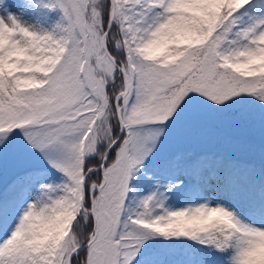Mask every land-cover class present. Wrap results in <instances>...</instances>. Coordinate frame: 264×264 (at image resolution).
Segmentation results:
<instances>
[{
  "label": "snow or ice",
  "instance_id": "snow-or-ice-1",
  "mask_svg": "<svg viewBox=\"0 0 264 264\" xmlns=\"http://www.w3.org/2000/svg\"><path fill=\"white\" fill-rule=\"evenodd\" d=\"M0 264H264V0H0Z\"/></svg>",
  "mask_w": 264,
  "mask_h": 264
}]
</instances>
